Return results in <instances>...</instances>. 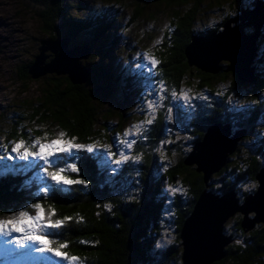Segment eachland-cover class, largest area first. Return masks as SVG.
Wrapping results in <instances>:
<instances>
[{"label": "trees", "instance_id": "trees-1", "mask_svg": "<svg viewBox=\"0 0 264 264\" xmlns=\"http://www.w3.org/2000/svg\"><path fill=\"white\" fill-rule=\"evenodd\" d=\"M23 1L32 7L45 38H66L67 48L88 47L87 54L78 59L87 75L79 82H72L65 73L44 72L32 77L41 78L37 100L31 102L26 116L20 115L22 118L19 121H23V125L17 128L13 126L6 136L14 141L18 138L24 140L23 144L30 147L31 137L43 135L37 127L44 124L57 128L64 137L81 143L91 142L94 138L100 141L104 136L109 138L110 134L104 132L108 127L107 112L112 107L105 104L106 97L113 93L107 89L108 77L116 78L112 73V69L116 68L125 72L124 82L129 84L130 80L128 68L120 67L121 58L114 44L118 36L116 26L120 13L103 11L101 8L80 15L69 9L72 4L70 0ZM115 1L122 4L120 10L124 5L130 6L129 21L138 20L144 12L142 0ZM146 1L160 2V12L166 13L171 22L162 30V38L155 48L154 57L157 58L156 65L161 79L170 86L178 87L180 82L183 83L182 80L186 81L184 74H192L198 79L197 86H204V96L194 98L192 103L190 101L189 111L180 104L171 105V110H168L171 118L168 119L164 114L167 108H163L157 123L136 137L131 156L122 161L123 164L113 176L108 165H101L99 158L83 147L76 149L73 160L66 166H51V175L46 176L48 192L39 193L37 190L39 176H33L39 169L37 164L27 168L21 164L17 167L13 162L6 163V169L0 174V214L8 212L6 207L14 205H24L29 211L34 204L48 205L53 211L50 218L60 220L54 229L53 244L64 253L78 254L83 264H183L178 232L201 189L205 188L215 194L231 190L240 201L255 188V173L264 166V102L255 97L256 100L234 106L229 103L230 100H225L228 97L226 95L236 91L240 85L246 86L255 96H258L259 90L264 89V22L256 35L255 54L249 63L252 66V80L239 78L233 70L227 68L229 61L226 59L219 60L218 69L211 72L188 64L183 53L191 35L219 30L225 19L236 16L241 8H250L254 0H216L218 3L229 4L231 10L219 18L218 26L199 28H193L192 24L202 0H194L189 5L186 4L189 0ZM182 3L186 7L181 8ZM111 9L118 10L114 7ZM155 15L149 14L150 17ZM242 29L244 33L253 31L252 25L248 24ZM46 51L50 55L46 58L48 60L52 54ZM31 60L17 69L16 75L20 81L31 77L28 72ZM227 73L232 74L226 86L228 93L225 96L215 93L210 84L225 79ZM148 77L150 80L158 79L152 74ZM150 80L149 83L153 82ZM116 83L121 89L120 94L114 97L123 102L125 89L117 79L114 86ZM118 101L115 100L113 104ZM182 110L188 113L185 122ZM117 113L118 108L115 117ZM126 114L124 111L117 118L124 120ZM173 121L183 131L191 133L192 137L186 141V147L177 146L172 137L171 132L175 128ZM32 122L35 123L30 126ZM213 123L227 125L230 135L239 131V136L233 149L225 154L220 167L209 174L204 185L202 171L195 170L194 162L184 160L192 143ZM164 136L169 138L160 141ZM138 140H141L138 143L140 145H137ZM160 146L165 153L176 150V160L172 163H168L169 159L159 161L154 149ZM125 166H129L126 172ZM175 178L186 186L184 192L174 193L168 201L167 220L174 236L171 242L157 249L154 245L159 239V221L166 219L164 214L167 213L163 212L168 199L163 185ZM129 185L135 187L132 192H129ZM247 215L252 217L253 213ZM241 217L239 213L233 221L230 226L232 231L222 228L230 240L224 245V255L209 264H264V222L255 221L246 228L241 226Z\"/></svg>", "mask_w": 264, "mask_h": 264}, {"label": "rangeland", "instance_id": "rangeland-1", "mask_svg": "<svg viewBox=\"0 0 264 264\" xmlns=\"http://www.w3.org/2000/svg\"><path fill=\"white\" fill-rule=\"evenodd\" d=\"M70 1L72 4L69 9L75 14L83 15L93 10L99 11L101 8L103 11L120 13L118 26H116L118 36L114 44L118 50V56L121 58L120 67L128 68L130 80L129 84L124 82L126 81L125 72H120L116 68L112 69L116 78L108 77L107 89L113 93L106 97L105 104L112 107L111 111L107 112L106 124L108 127L104 132L110 134L109 138L104 136L100 141L98 138H94L91 142L81 143L64 137L57 128L43 126L44 124H35L40 126L37 128L43 135L31 137L32 146L30 147L23 144L24 140L18 138L14 141L7 137V132L13 126L17 128L19 125H23L24 122L19 121L22 118L20 115L26 116L30 111V104L37 100L38 88L41 86V78L30 77L25 81H20L16 71L33 58L37 52L39 39L45 38L46 35L40 31L39 20L30 5L25 4L23 0H0V174L6 169L7 166H4L6 163L13 162V165H17V167H20L21 164L27 168L37 164L39 169L33 176H37V174L39 176L37 178L39 193L49 191L46 176L51 175V166L54 165L58 168L66 166L73 160L76 149L79 147L91 150L94 156L99 158L101 165H108L107 168L111 169L110 173L113 176L123 164L122 161L131 156L136 137L141 132L143 134V131L146 133L153 127V124L157 123V118L163 108H167L164 114L168 119L171 118L169 112L171 105L180 104L189 111V102L192 103L194 98L204 96V86L198 87V79L192 74H184L186 81L182 80L183 83L180 82L178 87L166 84L159 75V67L156 65L157 58L154 57L155 48L158 46V40L162 38V30L171 23L168 15L160 12L159 9L162 7L160 2L142 0L144 12L141 17L136 21H129L130 6L124 5L120 10L122 4L115 0ZM130 1L132 0H126V2ZM192 1L194 0H189L186 4H192ZM219 5L221 8L218 9ZM110 6L118 10H113ZM184 6L186 7L185 3H182L181 8ZM230 10L231 6L227 3L202 0L194 15L192 27L218 26L219 18ZM150 13H156V15L150 17ZM142 28L143 36L141 35ZM81 50L83 48H75V52ZM49 56L48 54L47 57ZM151 74L158 79L150 80L148 75ZM231 77L232 74L227 73L225 79L212 81L210 88L215 93L225 96L228 93L226 86ZM115 79L118 83L121 82L125 89L126 96L123 102H119L118 98L114 97V95L120 94L121 89L117 83L114 86ZM149 80L153 82L149 83ZM263 91L264 89L259 90L258 96H255L247 90L246 86L240 85L236 91L227 94L228 97L225 100H230L229 103L234 106H239L245 101L256 100V98L264 102ZM115 100L118 102L113 104ZM117 108L119 111L117 116L126 111V119L119 118V120L117 116H114ZM182 112L185 122L188 113L183 110ZM34 123H29V125L32 126ZM173 124H175V128L171 135L176 140L177 146L186 147L188 143L186 141L192 137L191 133L183 131L175 121ZM26 136L28 137V134ZM168 138L164 136L160 141H166ZM140 141L138 140L137 145H140L138 144ZM154 152L159 161L169 159L168 163L169 161L172 163L177 157L176 150L165 153L161 146L160 148L156 147ZM138 153L135 155L138 156ZM162 166L161 163V170ZM128 169L129 166H125V172ZM185 186L178 178L171 182L166 181L163 185L164 193L168 196L163 212L167 213L164 214L166 219L159 221V239L154 245L157 249H161L173 239L174 235L167 220L169 218L168 201L174 193L184 192ZM128 188L129 192L135 189L134 185H129ZM6 209L8 212L0 214V264H83L78 254L64 253L60 247L53 244L54 229L57 228L60 220L50 218L53 212L51 207L38 203L32 206L31 211L27 210L24 205L9 206ZM238 215L239 212L236 211L228 216L223 222V228L226 227L227 230H230V226Z\"/></svg>", "mask_w": 264, "mask_h": 264}, {"label": "water", "instance_id": "water-1", "mask_svg": "<svg viewBox=\"0 0 264 264\" xmlns=\"http://www.w3.org/2000/svg\"><path fill=\"white\" fill-rule=\"evenodd\" d=\"M263 22L264 0H254L250 8H241L236 16L225 19L219 30L191 35L190 41L183 48L188 64L214 72L218 69L217 62L226 59L229 61L227 68L233 70L239 78L252 80V66L249 63L255 54V39ZM247 24L253 27L251 33L242 31ZM66 41V38L39 39L37 52L28 66L30 76L55 72L67 74L72 82L83 81L87 71L78 59L87 54L88 47H78L83 50L77 53V47L67 48ZM46 50L52 54L48 60H45L48 55ZM237 132L230 135L227 125L213 123L192 143L184 162L196 164L195 170L202 171L204 185L209 174L220 167L225 154L233 149L239 136ZM255 179V189L245 194L241 202H238L231 190L215 194L205 188L201 189L178 232L183 264H209L224 255L223 248L230 236L222 232L223 222L234 212L242 214L243 227H250L255 221L264 222V166L255 173ZM249 211H253L252 217L247 215Z\"/></svg>", "mask_w": 264, "mask_h": 264}, {"label": "flooded vegetation", "instance_id": "flooded-vegetation-1", "mask_svg": "<svg viewBox=\"0 0 264 264\" xmlns=\"http://www.w3.org/2000/svg\"><path fill=\"white\" fill-rule=\"evenodd\" d=\"M255 187H256V186H255ZM254 189H255V188H254ZM254 189H252V190H254ZM251 192H252V191H251ZM241 201H242V198H241L240 201L238 200V202H241ZM237 212H238V211H237ZM249 212H252V213H253V211H249ZM249 212H248V213H249ZM239 213H240V212H239ZM248 213H247V214H248Z\"/></svg>", "mask_w": 264, "mask_h": 264}, {"label": "bare ground", "instance_id": "bare-ground-1", "mask_svg": "<svg viewBox=\"0 0 264 264\" xmlns=\"http://www.w3.org/2000/svg\"><path fill=\"white\" fill-rule=\"evenodd\" d=\"M78 53V52H77Z\"/></svg>", "mask_w": 264, "mask_h": 264}]
</instances>
